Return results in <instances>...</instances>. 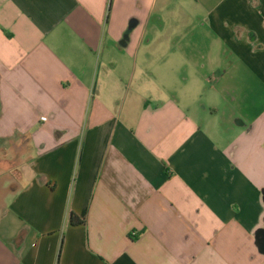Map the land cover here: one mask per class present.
<instances>
[{"label": "crops", "instance_id": "obj_1", "mask_svg": "<svg viewBox=\"0 0 264 264\" xmlns=\"http://www.w3.org/2000/svg\"><path fill=\"white\" fill-rule=\"evenodd\" d=\"M10 151L0 264H264V0H0Z\"/></svg>", "mask_w": 264, "mask_h": 264}, {"label": "rangeland", "instance_id": "obj_2", "mask_svg": "<svg viewBox=\"0 0 264 264\" xmlns=\"http://www.w3.org/2000/svg\"><path fill=\"white\" fill-rule=\"evenodd\" d=\"M13 156L11 151L3 154L0 152V208L6 194L20 188L23 182L21 177L24 172V162L16 160L19 162L18 166V163L12 160Z\"/></svg>", "mask_w": 264, "mask_h": 264}, {"label": "trees", "instance_id": "obj_3", "mask_svg": "<svg viewBox=\"0 0 264 264\" xmlns=\"http://www.w3.org/2000/svg\"><path fill=\"white\" fill-rule=\"evenodd\" d=\"M109 1H110V0H109ZM71 218H72V219L74 218L73 214L71 215Z\"/></svg>", "mask_w": 264, "mask_h": 264}]
</instances>
